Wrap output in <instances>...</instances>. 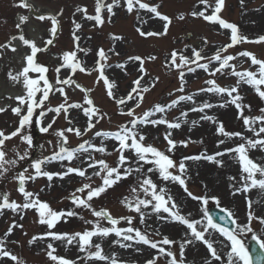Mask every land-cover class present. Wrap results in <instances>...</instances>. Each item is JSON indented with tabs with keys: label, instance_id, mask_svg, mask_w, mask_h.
Listing matches in <instances>:
<instances>
[{
	"label": "rangeland",
	"instance_id": "rangeland-1",
	"mask_svg": "<svg viewBox=\"0 0 264 264\" xmlns=\"http://www.w3.org/2000/svg\"><path fill=\"white\" fill-rule=\"evenodd\" d=\"M34 5L39 8L38 13L51 12L57 16L59 21L58 31L56 33L54 44L48 46L47 51L38 53L37 60L39 63L49 66L50 71L47 76L51 82H55L56 72L55 68L61 63V53L64 51H70L74 48L73 43V31L80 37L79 46L81 48L90 49L87 55L83 52L78 53L81 61L84 62L85 67L93 68L97 59L96 52L99 48L108 50L115 47L116 52L119 55H112L109 53L110 59L108 63L112 65L111 68L106 70V75L110 80L115 81L117 87L114 90L115 95L118 97L126 96L130 89L133 87V81L140 75L138 72V63L128 62L129 56H141L149 57L155 56L156 60H145L144 68L148 75L145 76V80L142 82L145 86L151 84L153 78L159 77V81L155 84V87L149 92L144 93V100L140 104V107L135 108L137 116H141L145 111L153 108L154 105H167L173 99H176L180 95H193V101H182L176 107L168 109L165 113H156L151 119H158L164 117L169 121H176V118H180L181 127L179 129H167L165 125H138V128L147 134L145 144H152L161 151H165L170 155L177 163L186 156H196L201 154L215 155L218 151H224L226 148L235 147L239 143L244 141L238 137L231 139L218 135L217 127L219 122H223L226 131L228 132H240L244 137L256 139L252 132L248 131L243 125V120L237 118L236 108L228 104L226 107H219L229 98L226 95H217L214 93H201L196 92L205 88L208 85L205 81L208 79H215L217 84L222 87H230L236 84L237 77L230 75L231 70H226L224 74L217 73L215 77H208L202 72H198V76L193 78L185 76L187 83L184 86V92H179L177 89L180 87V80L176 71H168L165 67L166 59L169 53L173 50L184 52L185 55L191 56V48L199 50L203 48L202 55L212 56L218 48L228 44L230 41L229 36L225 29L217 28L213 23H207L205 20L199 17H193L190 15L192 11H199L204 8V5L199 4V0H145V2L156 5L159 4V11L172 18V24L169 26L167 35L143 38L136 34L133 30V26L137 28L142 26L144 31H156L160 32L163 29V24L150 18V14L139 15L147 23L141 25V21L137 19V12H132L128 17L124 12L123 6H117L113 9L115 15L111 16L109 22L106 17V24L95 27L92 21L85 18L82 12H78L77 8H87L88 15L95 14V2L94 0H30ZM112 2V0H107ZM214 5L215 0H209ZM18 0H0V44H6L13 35H19L20 29L16 28V24L19 23L20 15L29 16V20L21 25L23 33L26 38L33 39L31 36V28L35 29L36 43L40 47H44V42L47 39L52 38L49 29L51 28V22L49 20L39 21L36 19L35 14L37 11H29L28 9H22L16 7ZM105 3H107L105 1ZM122 5V4H121ZM247 8V9H246ZM250 8V9H248ZM117 13V14H116ZM184 14V19H178L180 14ZM207 14H211V10ZM115 16V19L113 17ZM220 16L228 22L234 23L239 27V34L247 37L248 39H257L259 36L264 35V0H244L241 5V0H225L224 7ZM74 22L79 23L81 28L79 30L74 29ZM33 32V33H34ZM32 33V34H33ZM111 34L121 36L123 39L120 41H113L110 38ZM207 40V44L204 41ZM255 41V40H254ZM189 47H185V46ZM239 48L228 49L224 55L232 54L237 58L231 61V64L236 66L237 71L251 70L256 71L258 66H252L250 59L238 56L237 54L242 51H249L254 53L257 58L264 59V43H240ZM27 53L30 50L23 46ZM237 47V46H236ZM21 50L12 52L10 49H0V89L6 94L9 90L19 86L20 91H24L22 83L17 84L8 77V72L13 73L21 70L23 55ZM126 63L125 70L117 68L115 65L118 63ZM206 62V61H202ZM194 66V65H193ZM217 67V63L210 65V69ZM35 77L36 74H30ZM70 75V71L62 69L60 78L64 79ZM97 73L93 72L91 75L77 72L73 79L85 88L92 89L90 96L94 100L97 107L100 108L102 113H106L103 119L100 120L96 127L87 132L82 137H77L73 133H66L68 137V145L66 147L75 148L85 140L90 141L97 146L101 145V142L106 146L107 152L111 153L102 154L90 150L89 153H77L76 157L71 161L67 160H51L42 164V170L52 173H62L67 170L68 167L87 168L85 163L87 157L92 155L95 159H104L110 166H116L118 153L114 151L117 146V142L112 139H104L102 137H96L97 131H116L118 126L125 124L129 121L130 117L121 115L120 110L127 111L128 108L135 107V101H129L127 106H117L115 102L110 99L105 90L104 84L95 83ZM193 76V75H192ZM196 77V79H195ZM59 87V86H57ZM264 88V86H262ZM69 99V103L83 102V93L79 89L66 88ZM240 95L243 97V103L251 105V111L245 110V115H259V110L264 108V100H261L256 94L255 90L245 84L241 83L239 86ZM171 94V95H170ZM40 94H38L39 96ZM7 95H3L0 99V108H6L4 112H0V130H3L5 134H9L19 126V116L12 112V108L18 106V101ZM63 102V97L54 92L50 94L49 101L45 102V110L49 107L54 108ZM211 103L215 105L210 109H205L203 113L199 111H191L193 107H198L203 103ZM26 111V106H24ZM40 109H36L33 120L38 117ZM187 112L186 117H182L181 113ZM209 115L215 117L217 123H213L209 120L201 119L202 116ZM69 119L72 123L69 124L65 119V114L61 112L59 116L55 112H47V114L40 118L42 123L36 125L33 123L31 126H26L24 129L25 135L30 134L33 139L31 147L27 143L22 142L20 137H14L11 140L5 142V151L7 152V159H16L17 164L12 166L10 171L3 177H0V193H8L10 200H14L17 203H23L22 195L17 191L18 181L13 178L15 173L28 169L26 175H33L34 169L31 167L35 160H44L45 157H51L54 152L59 151L58 137L55 132L58 130L66 129L68 127H78L82 131L87 125V117L81 110L70 109L68 113ZM55 119V123L52 124V128L47 133L39 131L41 126H47ZM195 121V123H193ZM254 127L259 128L260 125L256 124ZM171 131V138L177 141V147L172 153H167V142L164 139L166 132ZM264 136V134H261ZM220 140H224L223 144H219ZM180 141H187V147L180 144ZM219 144V146H218ZM15 149V151H13ZM27 151L28 156L24 160H19L17 152L21 155ZM249 157L256 163L264 165V152L257 149L249 150ZM126 156H131V152H125ZM235 153H229L222 157H217V160L223 161V166H219L216 163L209 162L207 160H186L184 161L187 166V172L185 174L186 184L188 190L192 192L194 196H207L218 197L220 202V208L231 210L234 218L237 219V223L244 225L248 223V202L251 201V210L256 217H264V189H260L258 186L251 188L247 192H235V187L243 186V181H240V164L235 158ZM134 166V165H133ZM150 165H145V170ZM94 170L92 168L87 169V175H91ZM174 174H179L176 169L171 170ZM158 187L167 189V193L170 194L177 205L179 206L180 213L190 220H202L203 209L206 207L217 206L211 199L207 206L202 205L201 201L193 200L187 195L183 188L175 182L163 181L159 178L158 173H148ZM137 173H133L127 179H123L113 187L109 188L99 198H94L91 201L93 208L96 210L107 209L113 217L119 218L126 216L127 211H130L124 204L121 203L124 197H132L131 187L137 186ZM235 177L234 180L229 179ZM260 175H256V179H260ZM239 181V183H237ZM84 183H91L93 187H96L102 183L101 179L97 176H92L91 180H87L76 174H70L64 176L63 179L54 176L51 181L47 177L40 176L35 180H29L26 182V189L33 193L39 194V199L46 201L53 209L60 211H74L76 216L67 217L57 223L54 229L49 230L44 225L39 226L38 214L34 209L25 210L22 213H14L11 210L5 209L3 214H0V237L4 236L8 227L13 223L23 225L22 228L17 227L13 229L12 234L7 237L6 248L14 255H17L26 264H54L47 256V245L52 243L56 249L55 254L65 257L70 260L76 261V264H110L109 261H97L85 259L86 253L79 251V246L74 242L72 245H65L62 241H53L50 238L38 239L29 245L28 241L33 236H43L47 231L54 232H82L85 229H91L93 225L85 223L87 220L95 221L97 218L91 214L88 209L75 206L71 199L70 194L74 193L77 188L81 187ZM77 195H81L77 193ZM143 198V193H139ZM121 206V207H119ZM126 210V211H125ZM146 215L145 223L140 222L138 214L131 212L132 227L140 229L142 233H147L149 238L154 241L162 239L163 236L177 241V244L172 246H164L166 249L170 248L175 254H178L179 259V243L185 237V234L189 232L186 230L183 233L181 230L182 225L179 222H172L170 219H160L157 214L151 213V209L144 210ZM190 214V215H189ZM21 215L23 219H21ZM160 216H167L166 213L161 212ZM81 217L83 219H81ZM102 226L103 222L100 220ZM202 223L206 221L202 220ZM104 227H111L108 223ZM117 227L127 228L129 227L126 221H121ZM251 227L253 232L264 240V224L259 223L258 220L253 219L251 221ZM40 228V229H39ZM198 230H203L202 225H197ZM159 232V235L156 233ZM211 237H219L222 240V236L211 229ZM252 232H245L240 235V238L246 242L251 238ZM190 238V237H188ZM206 238H208L206 234ZM117 239L114 234L108 237H93V243L101 244L104 255L111 258L113 254L117 261H132L138 264H145L150 259L164 258V255L158 254V252H147L141 248L146 247L143 243H140L142 247L137 248L136 253H126L125 248L120 247L119 244L114 243ZM15 242V243H14ZM128 242V241H127ZM121 243H126L121 239ZM226 251L230 248V243L227 244ZM198 250L196 251V247ZM225 248L224 244H221V249L217 250L222 257V261H212V264H227V253H223ZM187 249H190L189 256L187 255ZM129 250V249H128ZM92 251H95L93 248ZM197 253H196V252ZM194 258L195 256H197ZM210 258L206 246L199 241H194L192 245H189L185 249L186 264H204V260ZM194 259L198 262L193 261ZM157 260V261H158ZM0 264H14L8 258L0 260ZM168 264V263H167Z\"/></svg>",
	"mask_w": 264,
	"mask_h": 264
},
{
	"label": "snow or ice",
	"instance_id": "snow-or-ice-1",
	"mask_svg": "<svg viewBox=\"0 0 264 264\" xmlns=\"http://www.w3.org/2000/svg\"><path fill=\"white\" fill-rule=\"evenodd\" d=\"M225 0H215L214 5L209 2V0H199V4L204 5V8L199 11H192L190 13L193 17H199L203 20L218 24L221 29L230 30V43L218 48L212 56L202 55L204 49L191 48V56H187L182 51L173 50L169 53L165 67L168 71H176L178 78L181 82L180 87L177 89L178 92H184V86L187 83L185 80L186 73H194L197 69H202L210 76L215 77L217 73L224 74L225 70L230 69V75L237 77L236 84L230 87H222L217 84L215 79H208L205 84L208 87L199 89V92L214 93L217 95H226L229 99L224 103L220 104L219 107H226L228 104L233 105L237 110V118L243 120V125L245 128L252 132L256 139L247 138L240 132H228L226 131L223 122L218 123L217 134L227 137L229 139L233 137H238L244 142L239 143L235 147L226 148L224 151H218L215 155H196V156H186L181 159L178 163L170 155L166 154L165 151H161L152 144H145L144 141L147 139V134L144 133L138 125H165L167 129H179L181 127L180 118L177 117L176 121H169L163 116L158 119H151L156 113H165L168 109L176 107L182 101H193V95H180L176 99H173L167 105H154L153 108L145 111L141 116H137L135 113V108L140 107V104L144 100V93L149 92L155 87V84L159 81V77L153 78L151 84L145 86L142 83L145 80V76L148 75L146 69L144 68L145 60H156L157 57H141V56H129L127 58L128 62L138 63V72L140 75L132 82L133 87L127 93L126 96L118 97L115 95V89L117 87L115 81L110 80L106 75V70L111 68L112 65L108 63L110 59L109 53L112 55H119L116 52L115 47L105 50L104 48H99L96 52L97 59L93 68L85 67L83 61L80 60L78 53L83 52L87 55L90 49L81 48L79 46L80 37L76 35L73 31V43L74 48L70 51H64L59 57L61 63L55 68L56 79L55 82H51L47 76L50 71L49 66L41 64L37 60V55L40 52L47 51L49 45L54 44V39L58 31L59 21L56 16L51 15H37L36 19L39 21L49 20L51 22V28L49 29L51 37L44 42V47L38 46L35 40L26 38L21 25L29 20V16L20 15L19 23L16 24V28L20 29L19 35H13L6 44H0V49H10L12 52H16L17 48L12 43L13 41H20L23 46H26L30 52L23 57V66L21 70L13 73L8 72V77L10 80L16 83H22L25 90L24 95L15 97L18 101V106L12 108V112L19 116V126L9 134H5L3 130H0V177H3L7 172L10 171L12 166L17 164L16 159H7V152L5 151V142L11 140L14 137L19 136L22 142L27 143L29 147L33 144V139L30 134H23L26 126H31L33 123L40 125L42 123L41 119L47 112H55L57 116L63 112L65 114V119L71 124L72 121L68 117L70 109H78L83 112L87 117V125L82 131L78 127H68L66 129L58 130L55 135L59 138L58 143L60 145L59 151L54 152L51 157H45L44 160H35L31 167L34 169L33 175H26L28 169L25 168L23 171L15 173L13 178L18 181L17 191L23 197V203H17L14 200H10L8 193H0V214H3L5 209L11 210L14 213H22L25 210L34 209L38 214V223L41 225H46L49 230L54 229L62 219L67 217L76 216L77 213L74 211H57L53 209L46 201L39 199L38 193H33L26 189V182L29 180H35L36 178L43 176L47 177L49 181L57 176L63 179L64 176L70 174H76L87 180H91L92 176H97L101 179L102 183L96 187H93L91 183H84L81 187L77 188L74 193L70 194V199L72 203L77 207H82L91 211V214L96 217L95 221L87 220L85 223L93 225L91 229H85L82 232H54L47 231L43 236H33L31 240L28 241L29 245L38 239L50 238L53 241H62L65 245H72L74 242L79 246V251L86 253L85 259L87 260H97V261H109L110 264H118L115 255L111 258L104 255L103 248L99 243H93V237H108L114 234L116 237L121 238L123 241H133L136 243H143L144 245L150 246L152 249L158 251V254L169 257L168 264H186L185 259V249L187 246L192 245L194 241L202 242L208 252L210 253V258L204 260V264H212V261H222L221 255L218 253L217 249L214 247V241L211 239V232L209 229L218 232L230 243V250L227 253V264H264V240L257 236L251 227V221L256 219L259 223L264 224V217H256L251 210V201L248 202V213L247 220L248 223L240 225L237 223V219L234 218L233 213L229 209L220 208L222 213L225 215L220 216V220L225 221V223L230 222L235 225V229H230L228 227L222 226L214 222L213 217L209 214V210L205 207L203 209L202 220L206 223H202V220H190L180 213L179 206L173 199V197L167 193V189L163 187H158V185L153 181L148 173H158V176L163 181H172L178 183L183 190L187 193L189 197L193 200L201 201L202 205L207 206L209 200L215 202L217 207L220 206L218 197H207V196H194L192 192L188 190L186 184L185 174L187 172V166L184 161L186 160H207L209 162L216 163L219 166H223L222 160H217V157H222L229 153H235L236 159L240 164V181H243V186L234 187L235 192H247L251 188L259 187L264 189V165L256 163L253 159L249 157L250 149L259 148L260 151L264 152V108L259 110V115H245V110L251 111V105L244 104L243 97L240 95L239 86L241 83H245L251 86L256 94L261 100H264V59H259L257 56L249 51L239 52L237 55L242 57H247L251 61L252 66H258L257 70H244L237 71L236 66L230 62L235 60L237 57L233 55H224L229 48L240 43H264V35L259 36L255 41L248 40L247 37L239 34V28L236 24L226 21L220 16L222 9L224 7ZM244 0H241V5H243ZM16 7L22 9H28L33 11V5L28 2V0H18ZM117 6H123L126 8L128 13L137 12V19L141 21V25L147 23L143 20L139 13L140 10H144L150 13V18H159L163 21V31H144L142 26L136 28V32L140 37H157L167 35L169 26L172 24V18L166 14H162L159 11L160 5H152L145 2V0H123V5H121L120 0H112L111 3H105V0H95V14L88 15L87 8H77L78 12H82L86 19L95 22V26H102L105 20L102 16L104 10L109 14V22L111 21V16L115 15L113 9ZM211 10V14H207ZM184 14H180L178 19L183 20ZM81 25L74 22V29L79 30ZM110 38L115 41H120L123 38L116 34H111ZM207 44V40L204 41ZM186 48L189 46H185ZM206 61V62H201ZM217 63L218 66L214 69H210V65ZM126 63H118L115 66L121 70H125L126 73ZM194 65V66H193ZM62 69H67L70 71V75L64 79L60 78V73ZM77 72L84 73L86 75H91L93 72L97 73L95 83H103L105 86L107 96L112 99L117 106L124 105L127 106L129 101H135V107L128 108L127 111L124 109L120 110L121 115H126L130 117L129 121L125 124L118 126L116 131H97L95 132L96 137H102L104 139H112L117 142V146L114 151L117 152L118 158L116 161V166H110L104 159H95L94 156L89 155L85 161L87 163V168L79 167H68L65 172L62 173H52L42 170V164L46 161L51 160H67L71 162L77 153H89L90 150L99 152L102 154L111 155L107 152L106 146L101 142L100 146L92 144L90 141L85 140L80 143L75 148L66 147L68 145V137L66 133H73L77 137H82L87 132L91 131L96 127V124L104 118L106 113H102L100 108L94 103L91 98L90 93L92 89L85 88L83 85L79 84L73 77ZM30 74H36L35 77ZM59 86V87H57ZM66 88L79 89L83 95V102H72L69 103V97ZM58 92L63 97V102L54 108H47L45 110V102L49 101L51 93ZM38 94H40L38 96ZM171 95V94H170ZM11 98V97H9ZM194 102V101H193ZM26 106V111L24 110ZM215 105L211 103H203L198 107H193L191 111H199L203 113L205 109H210ZM36 109H40L38 117L35 121L33 120L34 113ZM6 108H0V112L6 111ZM182 117L187 116V112L181 113ZM201 119L212 121L217 123L215 117L204 115ZM55 123V119L47 126H41L39 131L47 133L49 129L52 128V124ZM195 123V121L193 122ZM259 124L260 127L256 128L254 125ZM171 131L166 132L164 139L167 142V153H172L177 147V141L171 138ZM180 144L187 147V141H180ZM224 140H220L219 144H223ZM218 144V146H219ZM15 151V149H13ZM125 152H131V156H126ZM19 160H24L28 156V152L25 151L22 155L16 153ZM134 165V166H133ZM145 165H150L145 170ZM92 168L94 171L91 175H87V169ZM173 169H176L179 174H174ZM133 173H137V186L131 187V193L133 194L131 198L124 197L121 201L130 211L136 213L140 217V222L145 223V218L148 213L145 209H151V213L157 214L160 219H170L172 222H179L180 224L186 226L189 230L185 234V237L181 243H179V260L176 254L170 250L166 249L164 246H172L177 244V241L163 236L162 239L158 241L151 240L147 233H142L140 229L132 227L133 217H113L112 214L107 209L96 210L93 208L91 201L94 198H99L103 193H105L109 188L113 187L115 184L123 179H127ZM260 175V179H256V175ZM229 179L234 180L235 177H230ZM239 183V181H237ZM143 193V198L139 193ZM80 193L81 195H77ZM163 212L167 216H160L159 214ZM190 215V214H189ZM21 219L23 216L21 215ZM81 219H83L81 217ZM106 220L111 227H104L101 225L100 220ZM121 221H126L129 225L127 228L117 227ZM197 225H202L203 230H198ZM23 225L13 222L4 233L3 237H0V260L3 258H8L14 264H26L17 255H14L11 251L7 250L6 243L7 237H9L14 228ZM245 232H252L251 239L254 241L259 248V252L255 258H253L251 251L246 246V243L240 238V235ZM159 235V232L156 233ZM206 234L208 238H206ZM190 237V238H188ZM121 239H117L114 243L120 245V247L127 248L131 247V244L121 243ZM15 243V242H14ZM228 247V245H225ZM95 251H92V249ZM56 249L52 243L47 245V256L54 262V264H76V261L67 259L62 256L55 254ZM146 264H156V259H150Z\"/></svg>",
	"mask_w": 264,
	"mask_h": 264
},
{
	"label": "bare ground",
	"instance_id": "bare-ground-1",
	"mask_svg": "<svg viewBox=\"0 0 264 264\" xmlns=\"http://www.w3.org/2000/svg\"><path fill=\"white\" fill-rule=\"evenodd\" d=\"M34 9H36V7H33ZM40 14V13H39ZM36 15H38V14H36ZM35 31V29L34 28H31V32L33 33ZM31 33V36H32V38H33V40H35L36 39V35H35V32L32 34ZM13 44H14V46H16V48H17V50H21V48H23V45H22V43L20 42V41H13L12 42ZM26 52V50L24 49V50H22V54L23 53H25ZM27 53H25L23 56H25ZM17 60L18 61H21V59H18L17 58ZM17 84H19V83H17ZM15 86V85H14ZM13 86V88L11 89V91L9 90V96L10 97H17V96H20V95H24L25 94V90L23 91H20V90H18L17 91V89H19V86L20 85H18L17 87H14ZM23 88V87H22ZM4 93H6V92H4L2 89H0V98H1V96H2V94H4ZM183 233L185 232L184 231V229L183 230H181ZM211 239H212V241H214V247L217 249V250H220L221 249V244H226L225 242H223V241H221L220 240V238L219 237H215V238H213V237H211ZM198 248V246L196 247V249ZM143 251H147V250H145L144 248H141ZM148 252V251H147ZM150 252V251H149ZM131 253L133 254L134 253V250H131ZM223 253H228V251H226V250H223ZM227 257V256H226Z\"/></svg>",
	"mask_w": 264,
	"mask_h": 264
},
{
	"label": "water",
	"instance_id": "water-1",
	"mask_svg": "<svg viewBox=\"0 0 264 264\" xmlns=\"http://www.w3.org/2000/svg\"><path fill=\"white\" fill-rule=\"evenodd\" d=\"M209 214L213 217L214 222L231 229L232 225L230 222L225 223V221L220 220V216L225 215V213H222L219 209H214V210H210ZM249 250L251 251L253 258H255L256 257V255H255L256 250H255V246L253 244H252V248H251V246L249 247Z\"/></svg>",
	"mask_w": 264,
	"mask_h": 264
}]
</instances>
